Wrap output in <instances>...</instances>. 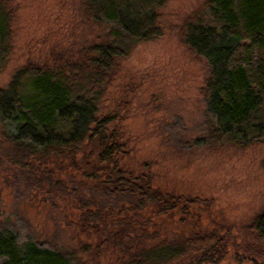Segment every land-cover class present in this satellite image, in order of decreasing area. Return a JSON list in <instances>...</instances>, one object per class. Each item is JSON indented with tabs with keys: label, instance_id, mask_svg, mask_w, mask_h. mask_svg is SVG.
I'll return each instance as SVG.
<instances>
[{
	"label": "trees",
	"instance_id": "obj_1",
	"mask_svg": "<svg viewBox=\"0 0 264 264\" xmlns=\"http://www.w3.org/2000/svg\"><path fill=\"white\" fill-rule=\"evenodd\" d=\"M77 1L96 34L51 53V63L26 64L0 87V158L28 190L74 196L80 212L73 225L85 241L58 245L19 219L0 218V264H100L105 256L113 264L219 263L227 233L195 226L163 236L145 215L179 212L185 223L204 202L156 187L150 170L128 168L123 115L103 107L121 62L162 36L160 9L168 0ZM14 15L12 1L0 0V69L12 52ZM177 34L206 66L203 130L194 144L264 145V0H203ZM68 168L82 169L72 193L60 176ZM241 228L252 241L246 250L264 259V207Z\"/></svg>",
	"mask_w": 264,
	"mask_h": 264
},
{
	"label": "rangeland",
	"instance_id": "obj_2",
	"mask_svg": "<svg viewBox=\"0 0 264 264\" xmlns=\"http://www.w3.org/2000/svg\"><path fill=\"white\" fill-rule=\"evenodd\" d=\"M12 52L0 69V87L28 63H51V53L90 40L96 33L84 21L77 0H11ZM203 0H168L160 9L163 34L139 44L124 59L108 88L105 112L120 110V128L128 142L125 165L136 174L150 170L154 185L204 203L194 206L185 223L180 213L146 216L159 222L162 235L191 228L217 229L230 237L226 257L217 264H264L246 250L252 243L241 228L264 207V145L215 150L196 146L202 134L203 108L199 89L206 66L180 43L177 30L184 17ZM82 169L60 174L73 192ZM207 207V208H206ZM80 209L74 196L28 190L0 158V218L28 225L39 239L73 246L85 241L73 225ZM100 257V264H113ZM184 264V262L180 263Z\"/></svg>",
	"mask_w": 264,
	"mask_h": 264
}]
</instances>
